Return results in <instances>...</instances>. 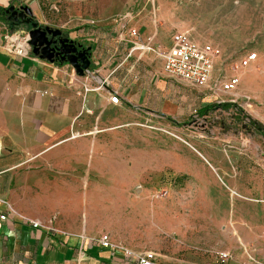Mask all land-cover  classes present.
<instances>
[{
	"label": "rangeland",
	"instance_id": "rangeland-1",
	"mask_svg": "<svg viewBox=\"0 0 264 264\" xmlns=\"http://www.w3.org/2000/svg\"><path fill=\"white\" fill-rule=\"evenodd\" d=\"M76 2L81 6L70 11ZM44 8L42 25L68 34L73 15L86 21L130 13L158 30L164 50L176 32L219 47L205 94L239 110L207 117L193 110L170 121L112 107L89 118L77 139L51 152L35 147L34 155L1 139L0 159L12 172L42 183L30 192L56 196L59 205L46 207L51 218L43 227L83 235L84 252L109 235L108 256L117 264H137L146 252L156 253L159 264H221L222 251L231 254L227 264H264V131L246 117L264 126V0H71L45 1ZM248 53L258 60L243 69ZM232 74L241 81L234 94L210 90ZM67 264L98 263L82 253Z\"/></svg>",
	"mask_w": 264,
	"mask_h": 264
},
{
	"label": "crops",
	"instance_id": "crops-1",
	"mask_svg": "<svg viewBox=\"0 0 264 264\" xmlns=\"http://www.w3.org/2000/svg\"><path fill=\"white\" fill-rule=\"evenodd\" d=\"M45 1L55 2L57 6L71 0H0V9L29 7L42 25ZM80 6L77 2L71 4L70 11L77 12ZM72 17L68 24L70 38L91 49V71L98 74L94 80L78 78L68 63H50L34 54L30 58H17L3 50L1 45L8 32L28 31L12 28L2 20L0 12V149L1 139H8L15 151L34 155L35 147L42 145L37 152L44 148L54 151L64 142L80 137L89 118L99 119L112 107L125 106L148 118L173 121L193 110L201 116L204 108L216 104L209 100L204 88H193L167 76L162 60L154 54L132 51L129 37L132 28L137 29L144 44L164 48L158 44V30L154 32L141 26L132 14H124L122 18H131L125 20L91 18L85 21ZM173 35L167 49L172 46ZM105 80L108 82L101 90L84 92L85 85L94 88ZM115 92L121 101L118 106L110 103L111 93ZM11 166L0 159V264H67L80 258L82 253L98 264H117L100 245L84 252L83 235H62L43 227L51 218L46 207L59 205L56 196L47 200L35 196L34 190L30 191L42 183L20 180L27 173L12 172ZM50 185L53 192V184ZM1 216H6V220ZM30 221L39 222L42 227L34 228Z\"/></svg>",
	"mask_w": 264,
	"mask_h": 264
},
{
	"label": "built area",
	"instance_id": "built-area-1",
	"mask_svg": "<svg viewBox=\"0 0 264 264\" xmlns=\"http://www.w3.org/2000/svg\"><path fill=\"white\" fill-rule=\"evenodd\" d=\"M131 18H120V20ZM129 37L133 43L132 51H140L143 53H151L162 60L165 74L171 78H175L185 82L193 88H205L211 84L214 77L217 63L222 57L220 48L210 44L200 45L194 42L188 32H176L173 35V43L171 48L164 50L151 44H144L137 29L132 28L129 31ZM1 48L17 58H30L33 55L32 46L30 45V36L25 33L8 32L4 38ZM258 60L256 53H248L241 61V68L251 67ZM237 72V71H236ZM97 72L88 70L84 77L87 80L97 78ZM108 80L102 81L97 87L90 88L85 85L84 92L98 91L104 88ZM241 84L240 78L234 74L226 79H218L213 88V93L234 94ZM110 103L114 106L121 104L117 92L111 93ZM2 220H6V216H1ZM34 228H41L42 225L36 221H30ZM102 249L113 250V244L109 235H103L99 241ZM129 253V252H128ZM217 259L221 264H227L231 260L230 252L222 251L217 253ZM137 264H159L156 253L146 252L137 258Z\"/></svg>",
	"mask_w": 264,
	"mask_h": 264
},
{
	"label": "water",
	"instance_id": "water-1",
	"mask_svg": "<svg viewBox=\"0 0 264 264\" xmlns=\"http://www.w3.org/2000/svg\"><path fill=\"white\" fill-rule=\"evenodd\" d=\"M6 14L10 15V18L14 20V23L17 26L26 25L32 27L31 29L28 28L27 31L30 36V45L32 46V51L35 56L50 63H55L51 54L49 53L51 52V41L48 39V35H51L53 38L64 36V39L62 40V51L63 53L70 55L68 56L66 62L61 64L68 63L80 77H84L85 72L91 70V49L78 52L77 48L74 47L76 42L71 40L70 34L66 33L63 35V31L61 30L40 25L39 22L34 21V15L29 7L24 6L15 8L14 6H11L6 10ZM65 44H69V46L74 47V49L66 51L64 47L67 45Z\"/></svg>",
	"mask_w": 264,
	"mask_h": 264
},
{
	"label": "trees",
	"instance_id": "trees-1",
	"mask_svg": "<svg viewBox=\"0 0 264 264\" xmlns=\"http://www.w3.org/2000/svg\"><path fill=\"white\" fill-rule=\"evenodd\" d=\"M0 12H1V14L3 15L2 20H3L4 22H6L7 24H9L12 28L18 27V26L14 23V20L11 19L10 16L6 14V9H5V10H4V9H0ZM90 55H91V51H90ZM218 109L223 110V111H230V110H232V109L239 110V109H238V106H237L236 104L225 102V103L213 104V105H211V106H208V107L204 108V109L202 110L201 116H203V117H204V116H209L210 113H212V112H214V111H216V110H218ZM241 111H242V113L245 114V112H244L243 110H241ZM246 117H247V119H249L250 124H251L253 127H255L256 129H259V130L264 131V126H263L261 123H259V122L255 121V120H253V119L250 118L249 116H246ZM236 120L239 121L240 118H236ZM170 121H172V120H170ZM263 133H264V132H263ZM263 135H264V134H263Z\"/></svg>",
	"mask_w": 264,
	"mask_h": 264
},
{
	"label": "flooded vegetation",
	"instance_id": "flooded-vegetation-1",
	"mask_svg": "<svg viewBox=\"0 0 264 264\" xmlns=\"http://www.w3.org/2000/svg\"><path fill=\"white\" fill-rule=\"evenodd\" d=\"M28 18H30V17H28ZM34 21H36V20H34ZM25 27L29 28V29L32 28V27L26 26V25H25ZM65 34H66V32H63V35H65ZM48 39L51 41V46H50L51 52H49V53L51 54L55 63L61 64V63L66 62V60L70 54L63 53V51H62L63 50L62 49V46H63L62 40L64 39V36H59V37L53 38L51 35H48ZM65 45H67L64 47V49H66V51L73 50L74 47L77 48L78 52H82V51L87 49L86 47H84L82 44H80L78 42H76V44H74V47L69 46V44H65Z\"/></svg>",
	"mask_w": 264,
	"mask_h": 264
}]
</instances>
